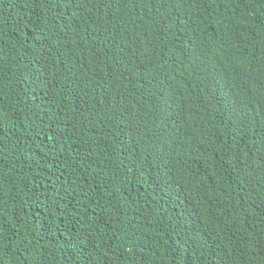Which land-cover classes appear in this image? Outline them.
<instances>
[{"label": "trees", "instance_id": "obj_1", "mask_svg": "<svg viewBox=\"0 0 264 264\" xmlns=\"http://www.w3.org/2000/svg\"><path fill=\"white\" fill-rule=\"evenodd\" d=\"M0 264H264V0H0Z\"/></svg>", "mask_w": 264, "mask_h": 264}]
</instances>
